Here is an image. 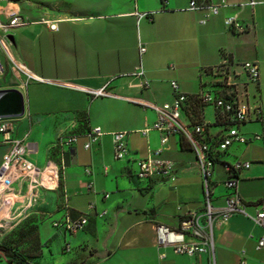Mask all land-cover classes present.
<instances>
[{
  "label": "crops",
  "instance_id": "1",
  "mask_svg": "<svg viewBox=\"0 0 264 264\" xmlns=\"http://www.w3.org/2000/svg\"><path fill=\"white\" fill-rule=\"evenodd\" d=\"M226 1L234 6L206 24L200 23L206 11L188 10L189 0H40L38 6L26 2L25 24L9 31L1 51L4 64L5 55L8 59L0 90L22 93L25 113L12 118L16 122L10 136L24 140L27 159L37 167L58 165L63 189L40 187L34 193L27 181H18L13 202L0 219L5 220V211L14 220L49 202L59 220L64 193L74 218L88 214V224L76 234L54 228L55 219V230L45 223L39 229L37 264H210L207 255L176 254L171 246L156 244L157 225L178 228L188 214L204 213V177L182 135L162 145L157 131L142 133L152 127L157 113L133 100L169 103L174 98L172 81L188 94L224 90L215 82L221 78L210 70L224 61L237 76L235 98L253 111L239 127L250 141L234 142L215 164L209 179L212 203L223 206L229 193L223 163L249 162L250 168L238 173L239 194L250 214L264 212V0ZM251 1L256 4L248 5ZM138 13L148 16L139 19ZM0 15L5 20L4 12ZM233 15L249 26L246 32L225 26L224 19ZM245 62L258 63L257 82L242 70ZM139 65L150 81L147 89L128 76ZM101 89L111 95L93 94ZM200 114L212 138L229 127L211 105ZM182 120L186 125L191 121L184 116ZM95 127L104 134L85 149V133ZM121 131L128 132V155L117 161L111 134ZM73 133L80 135L76 143L55 150L61 137ZM8 136L0 133V163L9 149ZM257 136L261 138L254 139ZM157 149L173 169L165 177L139 179L136 161ZM90 204L95 206L91 211ZM262 233L260 225L241 214L216 227V264H264V249H256ZM0 264H7L1 254Z\"/></svg>",
  "mask_w": 264,
  "mask_h": 264
},
{
  "label": "built area",
  "instance_id": "2",
  "mask_svg": "<svg viewBox=\"0 0 264 264\" xmlns=\"http://www.w3.org/2000/svg\"><path fill=\"white\" fill-rule=\"evenodd\" d=\"M255 1H251L248 5L254 6ZM241 5V6H245ZM234 5L228 3L226 0L219 2H210V0H189L188 10L190 11H206V15L200 20L201 24H206L208 19L212 16H217L223 9L230 8ZM6 21H0V32L4 36H0V77L5 72V64L1 54L4 50V39H8V33L12 28H17L25 24L24 17L18 9H8L4 11ZM139 19L148 16V13H138ZM152 15V14H151ZM152 20V17H150ZM224 24L228 29H232L238 33L246 32L248 25L241 23L237 16H228L224 19ZM55 24L51 25V29H55ZM145 48H141L143 53ZM222 65L216 66L211 70L214 77L220 80L215 82L221 83L222 88L226 91L223 95L221 91L201 92L198 94H188L181 91L177 81L171 82V88L174 93V98L169 103L162 105H154L142 100H133L136 104L143 108L152 109L157 113V119L150 128L142 131L144 135L151 130L157 131L161 135V144L166 145L169 138L176 134L184 136L185 140L190 144L191 149L196 155L197 165L203 174L205 185V210L203 214L192 212L185 218L181 219L178 228H170L166 225L160 224L156 226V244L158 247L171 246L176 254L207 255L210 264H216L215 260V241L214 229L216 227L225 226L230 219L236 215L241 214L250 219L254 223L260 225L263 233L256 241V249H264V212L257 211L256 214H250L245 206V203L239 194V179L238 173L243 169H249V162L236 161L233 164L223 163V166L228 174L225 186L229 193L224 199V204L217 207L212 203L211 192L209 187V179L212 177L215 167V159L220 158V155L227 150V148L234 142L248 143L250 140L240 133L239 127L250 119V114L253 111L247 104L238 101L234 96V79L237 77L228 71L227 61ZM174 69V65L170 66ZM242 70L247 74L250 80L257 82L260 77L259 65L257 62H245L242 64ZM128 76H132L139 80V86L147 89L150 87V81L146 76V71L142 65L136 67L135 71ZM95 96H110L111 94L105 89L93 92ZM227 96V97H226ZM198 101L205 106H213L218 114L229 124L228 128L217 138H212L208 134L207 125L203 121L183 123L182 117L188 119V114L192 115V105ZM256 112V110H255ZM193 117V116H192ZM192 120V119H190ZM13 129L12 118L0 119V133L5 138V143L9 144L8 151L3 155L0 163V214L9 203L8 198L15 196L13 193V185L18 181H27L28 186L34 193L38 188H46L48 190L59 188L60 186V168L58 165L51 167L49 164L41 169L27 159V146L23 139L12 138L10 133ZM104 134L100 127H95L87 130L85 136L87 142L85 149H90L92 145L98 142L100 137ZM113 151L114 157L117 161L125 159L128 155V132H113ZM78 134H70L61 137L56 145L57 149H68L71 145L79 139ZM257 136L254 139H260ZM162 149H157L151 152L146 158L138 159L136 161V176L139 179L147 180L156 177H165L173 169L171 161L164 160L161 157ZM60 164L61 163L60 161ZM90 174V170L86 169ZM109 195L105 194L104 198ZM95 208L90 204L88 209L91 211ZM63 209L65 214L59 220L53 222V227L63 229L70 234H76L83 230L88 224V214H82L77 218L71 215L68 200L64 193ZM105 212L100 213L104 216ZM0 219V228L3 224ZM191 238L188 240V238ZM65 249L70 250V245H66ZM160 257L163 259L164 254Z\"/></svg>",
  "mask_w": 264,
  "mask_h": 264
},
{
  "label": "rangeland",
  "instance_id": "3",
  "mask_svg": "<svg viewBox=\"0 0 264 264\" xmlns=\"http://www.w3.org/2000/svg\"><path fill=\"white\" fill-rule=\"evenodd\" d=\"M28 1H33L32 4L35 3L36 6H38L40 0H0V11L4 12L10 8H16L20 10L22 16L24 17V14L26 13V2ZM2 16L3 15H0V21L5 22L6 18L4 20ZM0 36H4V34L0 32ZM4 40L6 41V39ZM7 59L8 57L5 55L4 73H7ZM10 62L18 71H20L19 67L12 61V59H10ZM15 122V120H12L13 127ZM59 197L60 195L56 198V203L58 202ZM12 199H14L13 196L8 198V204L13 202ZM49 204V202L44 205L37 204V206H34L33 204L35 208L33 207L34 209L31 210L29 214H27L26 210L24 216L18 217V215H16L14 220H12V216L8 215V212L5 211V220H2L1 222L3 224V228H0V245H6L13 251L21 253L25 256L27 255V257L38 255L41 251L37 241L39 238V229L41 228L42 230L45 223L50 224L52 227V221L55 219V208L48 206ZM63 212L64 211H60L57 215L63 216ZM52 229L55 230L53 227ZM3 260L9 264L5 257H3Z\"/></svg>",
  "mask_w": 264,
  "mask_h": 264
},
{
  "label": "trees",
  "instance_id": "4",
  "mask_svg": "<svg viewBox=\"0 0 264 264\" xmlns=\"http://www.w3.org/2000/svg\"><path fill=\"white\" fill-rule=\"evenodd\" d=\"M222 93L224 95V94H226V91L223 90ZM191 105H192V115L190 116L188 114V116H187L188 119H192L191 122H195V120L202 121L201 116H200L201 115L200 112L203 109V105L200 104L198 101H195L194 103H191ZM227 125H229V124H227ZM182 137L185 140V138H184L183 135H182ZM189 146H190V144H189ZM55 150H57V148H55ZM215 162H218V159H215ZM59 188L60 189H63L62 181H60ZM37 241H38V244H39V247H40V240H39V238L37 239ZM0 254L3 255V257H5L10 264H37V262L35 260L39 256V254H38V255H34V256L27 257V255L25 256V255H23L21 253H18L16 251H13L11 248H9L6 245H0Z\"/></svg>",
  "mask_w": 264,
  "mask_h": 264
},
{
  "label": "water",
  "instance_id": "5",
  "mask_svg": "<svg viewBox=\"0 0 264 264\" xmlns=\"http://www.w3.org/2000/svg\"><path fill=\"white\" fill-rule=\"evenodd\" d=\"M24 113L25 102L20 91L16 89L0 90V119L18 118L22 117Z\"/></svg>",
  "mask_w": 264,
  "mask_h": 264
}]
</instances>
